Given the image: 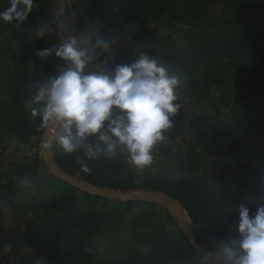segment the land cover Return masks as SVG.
<instances>
[{
    "label": "trees",
    "instance_id": "obj_1",
    "mask_svg": "<svg viewBox=\"0 0 264 264\" xmlns=\"http://www.w3.org/2000/svg\"><path fill=\"white\" fill-rule=\"evenodd\" d=\"M215 1L224 3L226 13L247 20L236 24L212 15L209 7ZM8 5L9 0H0V10ZM70 6L77 30L95 21L137 29L167 17L184 45L167 36L155 57L178 77L177 92H199L201 84L211 91L222 87L229 74L242 94L225 103L226 114L222 104L190 116L179 108L165 141L180 140L187 152L167 169L136 173L125 153L90 160L83 149L65 154L54 143L51 154L58 166L110 191L150 190L177 199L193 221L201 247L207 244L213 251L220 240L236 238L239 207L247 206L254 215L264 204V25L255 21L258 13L264 14V0H71ZM35 29L31 18L19 28L0 22V91L12 93L9 101H0V145L29 141L45 130L26 102L34 94L32 85L61 64L54 56L40 60L37 50L54 48L59 40L56 35L37 40ZM106 55L98 52L101 60ZM136 59L118 47L110 54V65ZM80 158L89 172L82 171ZM32 161L34 165H20L16 179L0 183V228L9 210L14 226L5 239L22 263V253L31 250L49 264H212L180 229L149 224L158 206L84 193ZM105 231L107 243L93 249L90 239Z\"/></svg>",
    "mask_w": 264,
    "mask_h": 264
},
{
    "label": "clouds",
    "instance_id": "obj_2",
    "mask_svg": "<svg viewBox=\"0 0 264 264\" xmlns=\"http://www.w3.org/2000/svg\"><path fill=\"white\" fill-rule=\"evenodd\" d=\"M36 6L37 0H9L0 10V22L19 28ZM136 33L134 24L106 26L98 21L77 30L55 11L47 21L37 22V40L56 35L59 43L37 50L36 56L42 61L54 56L61 64L32 85L34 94L26 103L32 118L49 129L50 139L63 153L83 149L92 160L121 152L140 170L153 164L154 149L166 140L180 108L176 102L180 81L158 58L141 51ZM128 46L138 53L137 59L111 66L113 49ZM101 50L108 54L102 60ZM90 139L95 143H88ZM52 146L44 144L45 149ZM78 163L82 171H90L83 158ZM236 232V238L218 242L212 264H264V204L254 215L241 205Z\"/></svg>",
    "mask_w": 264,
    "mask_h": 264
},
{
    "label": "rangeland",
    "instance_id": "obj_3",
    "mask_svg": "<svg viewBox=\"0 0 264 264\" xmlns=\"http://www.w3.org/2000/svg\"><path fill=\"white\" fill-rule=\"evenodd\" d=\"M71 0H65V15L63 18L67 21L73 28H75L73 13L71 12ZM58 0H37L36 10L33 15L30 17L33 20L34 27H37L38 21H47L51 18L53 12L59 11ZM209 10L212 15L226 19L233 23H244L247 19L240 16H234L229 13H226L224 10L223 2H212L210 4ZM255 21L259 25H264V14L258 13L256 15ZM173 37L180 46L184 45L183 39H181V32L170 24L168 18L157 21L153 24L139 26L136 33V43L142 45L141 51H146L150 56L155 57L156 50L158 49L160 43L167 37ZM125 49L131 53V56L134 58L138 57V53L133 50L131 46L125 47ZM219 63H222L220 61ZM31 65L32 62L29 61ZM242 92L238 91L235 85L233 84L229 74L226 75L225 83L222 87L215 88L211 91H205L204 85L201 84L199 92L189 93L187 95L176 92L178 97L177 103H179L180 108L183 113L190 116L193 112H198L202 110H211L214 105L223 106V112L228 113V108L225 103L231 101L236 95H241ZM12 93L10 92H1L0 91V101L7 102L11 98ZM224 101L223 103H221ZM49 130L45 128L44 132L32 138L29 141L14 140L7 146V144L0 145V153L3 147L7 146L6 154L0 156V181L3 184L7 177L16 179V171L22 164H33L32 160H36L38 163V168L40 171H43L45 166L44 160L41 154L44 144L47 143L45 138ZM54 144V142H53ZM50 151L52 150L49 149ZM187 152L186 145L180 141H163L157 144L154 149L153 164L140 170L134 167L127 158L126 161L130 164L131 169L136 173H140L145 170L152 172H157L159 170L167 169L171 166H174L181 162V159L184 157ZM28 157L27 159H25ZM31 158H33L31 160ZM36 158V159H35ZM180 159V161H179ZM264 192V189H263ZM121 200V199H119ZM5 225L4 229L0 228V263L2 264H49V262L40 257V255L34 253L31 250H25L22 254L24 257V263H22L21 254L18 253L15 246L8 243L5 239V234L11 235L12 228L14 226V217L13 214L7 210L5 211ZM1 221V220H0ZM149 224H158L167 227L170 230H176L178 228L176 218L174 215L166 209L158 207L155 210L154 214L149 219ZM147 222V224H148ZM146 224V225H147ZM179 229V228H178ZM109 232L105 231L97 235H93L89 241V245L93 249H101L105 246L109 239ZM196 237V235H195ZM200 246V245H199ZM201 247V246H200ZM204 251V254L212 257L213 251L212 248L204 244L201 247Z\"/></svg>",
    "mask_w": 264,
    "mask_h": 264
},
{
    "label": "water",
    "instance_id": "obj_4",
    "mask_svg": "<svg viewBox=\"0 0 264 264\" xmlns=\"http://www.w3.org/2000/svg\"><path fill=\"white\" fill-rule=\"evenodd\" d=\"M59 8L62 10L58 11L59 14L65 15V0H58ZM49 130V129H47ZM45 141L47 143H52L53 141L46 137ZM44 164L50 173L57 179L74 186L80 191L87 194H97L105 199H121L124 201H146L150 202L158 207L169 210L174 217L176 218L178 228L185 234L189 241L200 251L203 252V249L197 244L195 237V227L193 221L189 218L187 212L183 208L182 204L175 198L168 196L166 194L150 191V190H141V191H110L104 189L100 186L89 184L79 179L78 177L72 176L61 169L56 161L54 160L51 151L49 149L43 148L41 151ZM212 255V254H210ZM213 257V256H212Z\"/></svg>",
    "mask_w": 264,
    "mask_h": 264
},
{
    "label": "bare ground",
    "instance_id": "obj_5",
    "mask_svg": "<svg viewBox=\"0 0 264 264\" xmlns=\"http://www.w3.org/2000/svg\"><path fill=\"white\" fill-rule=\"evenodd\" d=\"M62 10V8H60V11ZM60 18H61V20L62 21H65L64 20V18H63V14H60ZM46 136L48 137V138H50V136H49V131H48V133L46 134ZM44 147V146H43Z\"/></svg>",
    "mask_w": 264,
    "mask_h": 264
}]
</instances>
